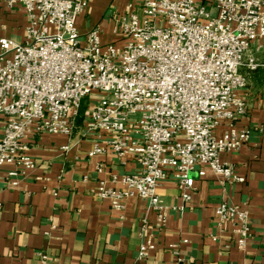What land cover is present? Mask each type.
Here are the masks:
<instances>
[{"label":"built area","instance_id":"obj_1","mask_svg":"<svg viewBox=\"0 0 264 264\" xmlns=\"http://www.w3.org/2000/svg\"><path fill=\"white\" fill-rule=\"evenodd\" d=\"M3 1L22 5L28 18L21 42L2 36L0 20V167H11L10 186L35 167L25 139L71 136L84 99L81 132L96 137L89 156L109 149L123 165H139L98 180L97 196L114 210L123 212L127 199L139 197L158 211L161 228L167 221L158 195L164 181L174 179L186 201L197 169L200 176L210 169L227 183L245 181L222 154L238 151L251 136L237 120L248 109L242 69L264 67L248 54L253 46L264 50V0H134L114 30L122 44L103 42L98 26L80 34L77 18L88 0ZM216 216L232 224L244 250L249 210L223 201ZM154 248L152 240L143 241L139 258ZM174 253L173 264H182ZM42 259L47 264V256Z\"/></svg>","mask_w":264,"mask_h":264},{"label":"crops","instance_id":"obj_2","mask_svg":"<svg viewBox=\"0 0 264 264\" xmlns=\"http://www.w3.org/2000/svg\"><path fill=\"white\" fill-rule=\"evenodd\" d=\"M133 2L88 0L77 18L80 34L98 26L103 42L122 44L114 30ZM0 20L2 36L25 39L28 18L22 5L9 7L0 0ZM248 54L264 61V50L253 46ZM242 73L248 79L241 91L248 109L237 125L250 129L251 136L238 151L223 153L222 159L235 166L244 182L227 183L210 169L200 176L197 169L192 172V199L186 201L174 179L164 181L158 195L167 221L160 228L158 211L147 201L131 197L118 212L97 196L98 180L134 172L139 165L134 160L123 165L109 149L89 156L96 137L83 135V123L71 136L29 135L25 143L35 167L14 187L7 180L11 167H0V264H45L42 255L47 264H173L175 250L182 264H264V67H244ZM64 145L70 149L63 150ZM223 201L249 210L251 235L244 250L236 245L232 224L218 222L216 207ZM148 239L155 248L140 259V245Z\"/></svg>","mask_w":264,"mask_h":264},{"label":"trees","instance_id":"obj_3","mask_svg":"<svg viewBox=\"0 0 264 264\" xmlns=\"http://www.w3.org/2000/svg\"><path fill=\"white\" fill-rule=\"evenodd\" d=\"M86 108H87V102L86 103L83 102L81 105L80 111H79V115L77 117V124L83 123L85 113H86Z\"/></svg>","mask_w":264,"mask_h":264},{"label":"rangeland","instance_id":"obj_4","mask_svg":"<svg viewBox=\"0 0 264 264\" xmlns=\"http://www.w3.org/2000/svg\"><path fill=\"white\" fill-rule=\"evenodd\" d=\"M83 102L86 103L87 102V99H84Z\"/></svg>","mask_w":264,"mask_h":264}]
</instances>
